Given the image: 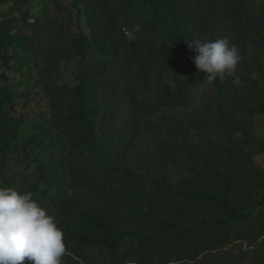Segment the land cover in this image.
Listing matches in <instances>:
<instances>
[{"label":"trees","instance_id":"16d2710c","mask_svg":"<svg viewBox=\"0 0 264 264\" xmlns=\"http://www.w3.org/2000/svg\"><path fill=\"white\" fill-rule=\"evenodd\" d=\"M3 6L0 70L22 51L33 74L24 90L1 75L0 187L55 218L61 264H264V0ZM217 38L240 50L239 83L187 112L206 75L188 43ZM142 119L159 136L146 172L128 154Z\"/></svg>","mask_w":264,"mask_h":264},{"label":"clouds","instance_id":"9594fccd","mask_svg":"<svg viewBox=\"0 0 264 264\" xmlns=\"http://www.w3.org/2000/svg\"><path fill=\"white\" fill-rule=\"evenodd\" d=\"M189 49L196 68L214 84L217 78L236 76L241 55L237 45L227 38L193 39ZM66 252L64 235L55 218L32 198L31 193L0 187V264H61Z\"/></svg>","mask_w":264,"mask_h":264},{"label":"rangeland","instance_id":"374dc122","mask_svg":"<svg viewBox=\"0 0 264 264\" xmlns=\"http://www.w3.org/2000/svg\"><path fill=\"white\" fill-rule=\"evenodd\" d=\"M29 8L31 13L35 14V16L39 17V14L33 7V3H29ZM6 10V7H0V13L4 12ZM27 21L23 28H20L21 30H24V28H27L30 24ZM141 29H146V25L142 24ZM18 35V32H14V36ZM93 56V55H91ZM76 66V62L73 63L71 67V74L74 73V68ZM6 73L8 83H16L21 82L22 86L21 88L24 90L25 86L30 82V79L33 74V70L31 68V62L28 60V58L22 53V51L17 52V57L12 60V63L7 66V69H1L0 70V98L1 96V90L4 86L3 80L1 79L2 72ZM70 76V72L68 74H65V77ZM225 78V76H224ZM224 78L220 79L217 78L216 81H214V84H209L207 80L202 81L198 87L193 92L189 107L186 108L187 112H191L195 109H200L202 107V104L206 103L207 100H210L213 95L216 92L217 86L224 80ZM162 116H166V113L164 111L158 112L152 119L154 123H158L159 119ZM139 129H140V135L136 140L134 141L133 147L129 151V160L132 163H138L142 167V169L146 172L150 169L157 168V155H156V144L159 140V136L157 135V132L150 131L149 128L146 127V125L143 123V119L139 122ZM255 133L256 138L258 140H262L264 137V120L260 117H257L255 119ZM255 163L262 168L264 171V154L257 155L254 157ZM96 258V257H95ZM23 264H32V262L28 261L27 259L23 262Z\"/></svg>","mask_w":264,"mask_h":264},{"label":"built area","instance_id":"2783aa9c","mask_svg":"<svg viewBox=\"0 0 264 264\" xmlns=\"http://www.w3.org/2000/svg\"><path fill=\"white\" fill-rule=\"evenodd\" d=\"M124 34L127 35L128 33L124 31Z\"/></svg>","mask_w":264,"mask_h":264}]
</instances>
